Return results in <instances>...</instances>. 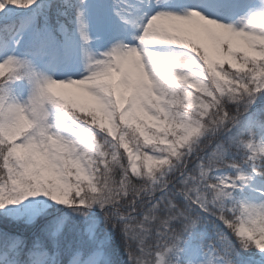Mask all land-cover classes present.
<instances>
[{
  "label": "snow or ice",
  "instance_id": "1",
  "mask_svg": "<svg viewBox=\"0 0 264 264\" xmlns=\"http://www.w3.org/2000/svg\"><path fill=\"white\" fill-rule=\"evenodd\" d=\"M0 264H264V0H0Z\"/></svg>",
  "mask_w": 264,
  "mask_h": 264
}]
</instances>
